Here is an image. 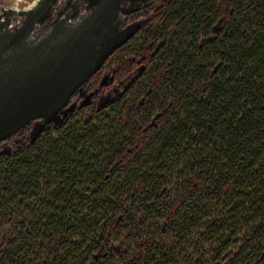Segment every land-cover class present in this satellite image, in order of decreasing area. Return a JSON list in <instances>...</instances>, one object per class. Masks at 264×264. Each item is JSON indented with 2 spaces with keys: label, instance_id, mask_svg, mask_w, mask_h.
Returning a JSON list of instances; mask_svg holds the SVG:
<instances>
[{
  "label": "trees",
  "instance_id": "1",
  "mask_svg": "<svg viewBox=\"0 0 264 264\" xmlns=\"http://www.w3.org/2000/svg\"><path fill=\"white\" fill-rule=\"evenodd\" d=\"M157 9L120 90L0 154V264H264V0Z\"/></svg>",
  "mask_w": 264,
  "mask_h": 264
},
{
  "label": "water",
  "instance_id": "2",
  "mask_svg": "<svg viewBox=\"0 0 264 264\" xmlns=\"http://www.w3.org/2000/svg\"><path fill=\"white\" fill-rule=\"evenodd\" d=\"M56 1L10 8L20 16L14 23L5 8L0 14V154L8 153L9 142H19L27 127V139L34 142L93 102L97 90L87 92L86 82L142 28L144 20L124 21L149 0H86L84 13L68 0L53 17ZM40 24L47 27L37 35ZM112 81L106 75L101 85Z\"/></svg>",
  "mask_w": 264,
  "mask_h": 264
},
{
  "label": "rangeland",
  "instance_id": "3",
  "mask_svg": "<svg viewBox=\"0 0 264 264\" xmlns=\"http://www.w3.org/2000/svg\"><path fill=\"white\" fill-rule=\"evenodd\" d=\"M36 1L37 0H0V10L3 9V8L7 9L8 7L9 8H24V7H27V6H30V5L34 4ZM157 7H158V0H155L152 3V5L149 6L148 14L146 13L144 15V17H148L149 16L150 18L147 21V23L145 24V27H147L148 24H150L151 21L154 19L156 11L158 10ZM0 13H2V11ZM152 23H153V21H152ZM142 64H144V61H143L142 58L137 59V60L136 59H131L128 63L125 62V64L122 63V62H116L114 59L113 60H109V61L107 60L105 62L106 67H105L104 72L101 71L102 73H100V80L96 79L95 83H93V85L91 87H85V89L87 90V92H91V91L97 90L99 88H103L102 93H103V96H104V95L107 94V90L105 88L110 86L111 84L115 83V85L119 86L118 90H120L121 84H119L118 81H116V79H115V81L113 80L112 83L101 85L102 79L106 75L112 76L114 78L116 74L121 72V70L123 69L122 67H125V66L128 67L132 72H135L136 69H137L136 66H140ZM135 73H133V74H135ZM94 76L95 75H93L91 78H93ZM100 95H101V93H100ZM97 96H99V94H97ZM27 129H28V127H27ZM27 129L23 132L24 133L23 135H19L18 136L20 141L22 140L21 138H24L25 140H27V138H28ZM20 141L17 142L16 144L20 145V143H21ZM9 143H10V145L12 147L16 146V144L13 141H11Z\"/></svg>",
  "mask_w": 264,
  "mask_h": 264
},
{
  "label": "flooded vegetation",
  "instance_id": "4",
  "mask_svg": "<svg viewBox=\"0 0 264 264\" xmlns=\"http://www.w3.org/2000/svg\"><path fill=\"white\" fill-rule=\"evenodd\" d=\"M37 1H39V0H37ZM37 1H36L34 4H32V5H30V6H27V7H24V8H25V9L31 8L32 6H34V5L37 3ZM67 1H68V0H57V1H56V3L53 5V10H52L53 17H54L55 12H56L57 10L62 9V8L65 6V4L67 3ZM71 1H73L74 3H76V4L80 7V11H79V13H84V12L86 11V9H85V5L87 4L86 0H71ZM154 1H155V0H149V1H148V4H147V7H146L145 9H140V10H138V11L132 13V14L127 15L126 18H125V20H126V19H129V18H133V19H135V20H144V21H143V25H142V28H144V27H145V24L147 23V21H148L149 18H150L149 16H148V17H144V15H145L146 13L148 14L149 6L152 5V3H153ZM9 9H10V8L8 7V8L6 9V12H7V17L11 20V22L14 23V22L19 21V20H20V16H19V15H12L10 12H8ZM18 9H22V8H18ZM2 10H3V9H1L0 12H1ZM141 12H142V13H141ZM0 14H1V13H0ZM1 19L5 20V19H6V16H5V15L2 16ZM69 20H70V21L74 20V17L71 18V19H69ZM46 27H47L46 24H42V25L40 24V25H38V26L36 27V29H35V34H37V35H42V34L44 33V31L46 30ZM105 67H106V65L104 64L103 67L101 68V70L98 71V72L95 74V76H94L93 78L89 79V80L86 82L85 87H91V86L93 85V83H95L97 76H99L100 73L104 72ZM101 71H102V72H101ZM110 87H112V89L115 88L116 90H117V88H118V86H117V85H114V84H113V86H110ZM106 89L108 90L109 87H106ZM110 90H111V89H110ZM102 91H103V88H99V89H97L95 97L97 96V94L101 93ZM95 97H94V98H95ZM19 135H23V134H19ZM21 139H22V140L20 141V142H21L20 144H22V143L25 142V139H24V138H21ZM9 144H10V143H9Z\"/></svg>",
  "mask_w": 264,
  "mask_h": 264
},
{
  "label": "built area",
  "instance_id": "5",
  "mask_svg": "<svg viewBox=\"0 0 264 264\" xmlns=\"http://www.w3.org/2000/svg\"><path fill=\"white\" fill-rule=\"evenodd\" d=\"M132 21H133V19H132V18H129V19H126V20L124 21V23L127 24V23H130V22H132Z\"/></svg>",
  "mask_w": 264,
  "mask_h": 264
}]
</instances>
